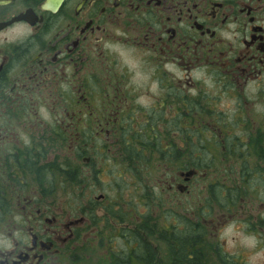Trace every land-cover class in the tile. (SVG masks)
<instances>
[{
	"label": "flooded vegetation",
	"instance_id": "flooded-vegetation-1",
	"mask_svg": "<svg viewBox=\"0 0 264 264\" xmlns=\"http://www.w3.org/2000/svg\"><path fill=\"white\" fill-rule=\"evenodd\" d=\"M256 188L264 0H0V264H256Z\"/></svg>",
	"mask_w": 264,
	"mask_h": 264
},
{
	"label": "rangeland",
	"instance_id": "rangeland-1",
	"mask_svg": "<svg viewBox=\"0 0 264 264\" xmlns=\"http://www.w3.org/2000/svg\"><path fill=\"white\" fill-rule=\"evenodd\" d=\"M204 182H202L200 184L198 188L201 189V185H203L206 181L205 179H203ZM124 189V187L122 188ZM256 195L259 198L258 202H256V212L260 211V213H264V188H256ZM260 201V202H259ZM183 204L180 206V212L183 211V207L185 206L184 202H182ZM182 210V211H181ZM165 214L166 216L168 217L170 213L173 212V209H172V206L169 204V203H166V206H165ZM230 231V230H228ZM231 231H232V228H231ZM261 237H260V241H258L256 239V254H254V256L252 257V260H256V264H264V232H261ZM242 237L240 236V239ZM244 243L245 244H248L249 246H251L253 244L252 240H249V239H243ZM90 254V253H89ZM79 259V260H78ZM88 261V259H87ZM82 260H80V258H78V255L74 254V257L73 258H70L68 259V261L64 264H82ZM83 264H87L86 262H84Z\"/></svg>",
	"mask_w": 264,
	"mask_h": 264
},
{
	"label": "trees",
	"instance_id": "trees-1",
	"mask_svg": "<svg viewBox=\"0 0 264 264\" xmlns=\"http://www.w3.org/2000/svg\"><path fill=\"white\" fill-rule=\"evenodd\" d=\"M217 191H219V190L216 189V190L214 191V192H215L214 195H219V194H220V192H217ZM180 245H181V244H180ZM173 250H174V249H173ZM179 251H180V254L183 253V250H182L181 246L179 247Z\"/></svg>",
	"mask_w": 264,
	"mask_h": 264
},
{
	"label": "water",
	"instance_id": "water-1",
	"mask_svg": "<svg viewBox=\"0 0 264 264\" xmlns=\"http://www.w3.org/2000/svg\"><path fill=\"white\" fill-rule=\"evenodd\" d=\"M186 175L189 177V176H192L193 173L192 172H188Z\"/></svg>",
	"mask_w": 264,
	"mask_h": 264
}]
</instances>
